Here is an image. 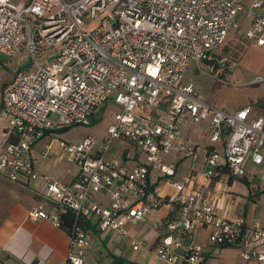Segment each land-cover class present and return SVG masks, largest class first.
<instances>
[{
  "label": "built area",
  "instance_id": "2783aa9c",
  "mask_svg": "<svg viewBox=\"0 0 264 264\" xmlns=\"http://www.w3.org/2000/svg\"><path fill=\"white\" fill-rule=\"evenodd\" d=\"M240 21L245 37L264 47V0H0V51H25L34 68L16 69L1 89L0 117L11 136L0 149V172L39 180L52 208L39 204L28 216L67 230V264H99L85 257L93 234L142 248L128 226L162 206L154 242L161 264H200L211 245L233 246L248 264H264V225L220 215L207 189L186 184L199 168L206 179L251 169V179L264 181V116H253L249 103L219 108L193 79L183 80L193 61L230 83L221 46ZM109 105L116 111L101 136H52L45 144L44 154L56 140L75 164L70 180L37 169L33 147L50 130L85 123ZM188 121L207 123L202 154L183 134ZM168 153L199 166L179 179ZM164 183L173 190H162Z\"/></svg>",
  "mask_w": 264,
  "mask_h": 264
},
{
  "label": "crops",
  "instance_id": "0c3cea01",
  "mask_svg": "<svg viewBox=\"0 0 264 264\" xmlns=\"http://www.w3.org/2000/svg\"><path fill=\"white\" fill-rule=\"evenodd\" d=\"M13 73L5 76L0 82V96L2 86L12 78ZM252 115L263 114H255L254 110H252ZM201 123L188 121L183 128L184 136L188 140H192L193 138H191V135L195 128L194 124ZM69 126L60 128H68ZM57 129L58 128H54L50 130V134L41 139L44 142L43 146L39 147L37 145L40 140L34 145L32 157L39 171L46 172L54 177L67 181L73 177L75 169L66 179V172L62 176L54 173L51 163L43 160L51 149H48L46 154H44L45 144L52 136H55L53 133L57 131ZM200 130H203L207 135V123H204V126L201 127ZM10 136L11 133L7 127L6 121L0 117V149ZM64 140L71 141L69 139ZM194 140L192 143L199 146V152L202 154L206 144H200V142ZM54 142L57 141H53L52 146ZM168 154H171V156ZM168 154L167 157L177 163L178 173L176 177L179 179L185 178L192 166H199L198 162L195 163L187 158L181 157L177 153ZM59 156L66 157L61 149L56 153L54 159ZM54 159L52 162L53 164L55 163ZM67 172H70L69 169ZM193 172L194 171H192L191 177H187V188L189 190L198 187L207 189L211 199L215 203L216 211L220 215L228 218L244 215L249 223L258 220L264 225V207H258V205L254 203L248 210L246 209L247 199L241 196L234 188L237 183L234 176L225 174L221 177L206 179L200 172V168L194 174ZM239 178H242L245 182L250 184L252 190L257 189L260 192L258 197H261V192H264V181L258 178L251 179V177L248 176ZM38 186V179L21 178L19 180H11L5 173L0 172V264H67L66 253L69 246V234L67 230L53 224L48 219H32L28 216V212L39 204H44L46 207L52 208L50 200L44 198L37 190ZM161 188L162 190H173L172 187L165 183L161 185ZM252 194H256V191H249L246 195L249 197ZM165 211L166 207L162 206L152 211L147 217L157 222L164 215ZM128 230L131 236L141 238L144 241L143 247L138 250H132L129 246V240L123 239L122 242L130 247H128L129 251L126 254L121 247L116 246L112 248L113 245H108L110 249H113L110 250V254L113 258L108 264H113V261L114 264H161L156 257L154 247L158 231L154 229L153 235H151L148 240L146 237L140 235L143 230L139 229L138 231L131 225L128 226ZM98 236L104 241L105 237ZM205 237L206 230L202 228L196 236L197 241L203 242ZM229 247L233 246L211 245L207 247L205 256L200 264H205L208 259L216 257V253H221V251ZM85 257L88 262L97 261L101 263L100 250L94 244L86 249ZM243 263L248 264L244 259Z\"/></svg>",
  "mask_w": 264,
  "mask_h": 264
},
{
  "label": "rangeland",
  "instance_id": "374dc122",
  "mask_svg": "<svg viewBox=\"0 0 264 264\" xmlns=\"http://www.w3.org/2000/svg\"><path fill=\"white\" fill-rule=\"evenodd\" d=\"M260 10L262 11V9ZM245 27L246 22L240 21V25L228 34L221 48V51L229 57L232 64V71L229 75L230 83L216 82L210 75L202 72L193 61L189 62L184 72L183 80L193 79L200 88L202 96L219 108L232 111L242 104L249 103L252 105L255 114L264 115V79L260 82H251L257 76L264 77V47L256 45L254 41L245 37ZM38 60L42 62L44 59L40 57ZM200 66L205 71L209 70L203 63ZM20 67L34 70L31 55H27L25 51H22L8 56L0 51V82L5 76L10 75ZM231 81L234 84H231ZM115 111L116 109L112 105L106 108L98 107L92 114V120L89 118L85 123L73 124L68 128H58L53 134L57 138L69 140H77L86 135L101 136L106 125L112 120ZM204 123L206 122L194 124L195 128L191 135L193 139H189L190 142H193L195 139L200 144H209L207 135L203 130H200L204 126ZM43 144V140L37 143L39 147L43 146ZM60 149L59 144L54 142L50 151H48V155L43 160L51 163L54 173L62 176L66 172L65 178L67 179L76 166L72 161L67 160L65 156H59L54 159V156ZM168 155L171 156V154ZM53 159L55 161L54 164L52 163ZM68 169L70 172H67ZM251 173L252 170L250 169L244 177H251ZM234 179L237 181L234 188L241 196L247 199V210L254 203L258 207H264V192H261V197H258L260 192L257 189H253L256 191V194L248 197L246 194L249 191H253L250 184L239 177H235ZM156 224V221L147 217L145 220L139 221L136 224L134 223L131 226L138 231L139 229L143 230L142 233L139 232L140 235L149 240L151 235H153L154 229L156 231L160 230ZM111 239V233L106 235L104 241L98 234L92 235L90 246L94 244L99 248L101 253V263L99 264H108L113 258L110 254V250L113 249H110L108 246L110 242H113ZM122 241L123 239L117 238L113 242L112 248L116 246L121 247L127 254L130 247ZM215 256L208 259L205 264H245L238 250L233 247L226 248L221 253H216Z\"/></svg>",
  "mask_w": 264,
  "mask_h": 264
},
{
  "label": "trees",
  "instance_id": "16d2710c",
  "mask_svg": "<svg viewBox=\"0 0 264 264\" xmlns=\"http://www.w3.org/2000/svg\"><path fill=\"white\" fill-rule=\"evenodd\" d=\"M224 44V43H223ZM222 48V46H221ZM91 120H92V115L90 116ZM62 217L64 218V223L65 224H68L69 223V217L72 215L69 211H66V212H62L61 213ZM67 226V225H66ZM113 264H114V261H113Z\"/></svg>",
  "mask_w": 264,
  "mask_h": 264
}]
</instances>
